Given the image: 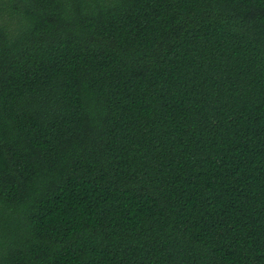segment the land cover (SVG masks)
<instances>
[{
  "label": "trees",
  "instance_id": "trees-1",
  "mask_svg": "<svg viewBox=\"0 0 264 264\" xmlns=\"http://www.w3.org/2000/svg\"><path fill=\"white\" fill-rule=\"evenodd\" d=\"M0 264H264V0H0Z\"/></svg>",
  "mask_w": 264,
  "mask_h": 264
}]
</instances>
